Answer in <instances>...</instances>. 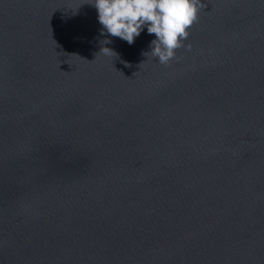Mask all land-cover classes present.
I'll return each instance as SVG.
<instances>
[{
	"label": "water",
	"instance_id": "95a60500",
	"mask_svg": "<svg viewBox=\"0 0 264 264\" xmlns=\"http://www.w3.org/2000/svg\"><path fill=\"white\" fill-rule=\"evenodd\" d=\"M201 2L166 66L0 0V264H264V0Z\"/></svg>",
	"mask_w": 264,
	"mask_h": 264
},
{
	"label": "clouds",
	"instance_id": "9594fccd",
	"mask_svg": "<svg viewBox=\"0 0 264 264\" xmlns=\"http://www.w3.org/2000/svg\"><path fill=\"white\" fill-rule=\"evenodd\" d=\"M92 4L98 11L103 30L129 45L134 44L147 27L148 34H154L156 39L151 41L152 51L144 54L166 66L183 59L176 55L181 48L192 51L191 43L184 41L188 40L190 29L199 22L201 11L206 7L201 0H93ZM101 54L116 55L107 47Z\"/></svg>",
	"mask_w": 264,
	"mask_h": 264
}]
</instances>
